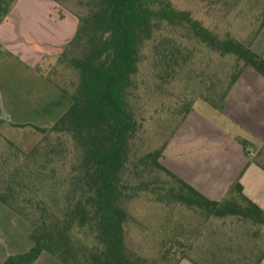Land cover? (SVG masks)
Returning a JSON list of instances; mask_svg holds the SVG:
<instances>
[{
  "label": "trees",
  "instance_id": "1",
  "mask_svg": "<svg viewBox=\"0 0 264 264\" xmlns=\"http://www.w3.org/2000/svg\"><path fill=\"white\" fill-rule=\"evenodd\" d=\"M16 1L0 0V12L7 15ZM53 1L67 9L62 0ZM77 4L81 14L67 9L78 20L77 31L53 68L54 75L61 73L62 84L45 74L44 65L36 68L71 99L70 108L46 127L10 124L41 133L43 141L28 158H41L42 168L56 165L65 175L58 178V170L52 168L50 174L31 171L26 178L16 168L3 179L0 202L33 226L29 236L33 247L9 256L3 264H35L44 252L63 264H179L192 259L191 244L189 252L182 249V256L173 261L176 246L188 249L178 235L160 238L161 252L152 262L130 248V223L135 221L129 203L140 197L182 205L204 218L205 225L213 220L264 227V211L245 196L240 179L225 198L213 201L160 163L194 103L186 106L161 148L152 150L144 141L148 108L191 60L188 41L236 58L237 70L226 90L216 91L212 85L202 98L220 111L245 67L264 77V58L253 51L252 41L230 34L220 39L170 0H77ZM263 27L264 22L258 32ZM4 123L0 120V125ZM238 141L245 154L257 153L252 159L264 170V144L258 150L247 139ZM179 228L183 234L184 227Z\"/></svg>",
  "mask_w": 264,
  "mask_h": 264
},
{
  "label": "crops",
  "instance_id": "2",
  "mask_svg": "<svg viewBox=\"0 0 264 264\" xmlns=\"http://www.w3.org/2000/svg\"><path fill=\"white\" fill-rule=\"evenodd\" d=\"M77 18L53 0H17L0 12V120L45 127L58 121L71 99L36 68L56 58L73 39ZM252 49L264 58V27ZM207 115L196 105L180 124L160 163L206 198L220 201L240 179L244 194L264 211V170L245 154L238 138L264 144V77L245 67L223 110ZM209 221L192 243V259L179 264H264V227ZM33 226L0 202V264L28 252ZM35 264H63L42 253Z\"/></svg>",
  "mask_w": 264,
  "mask_h": 264
},
{
  "label": "rangeland",
  "instance_id": "3",
  "mask_svg": "<svg viewBox=\"0 0 264 264\" xmlns=\"http://www.w3.org/2000/svg\"><path fill=\"white\" fill-rule=\"evenodd\" d=\"M62 1L67 9L81 14L82 10L77 0ZM170 1L177 9L191 12L194 18L200 20L220 39H225L227 34H230L239 41L249 42L264 22V0ZM186 46L191 51V60L180 71L174 82L165 89L163 95L152 102L146 113L144 141L152 150L163 146L177 127L184 109L191 103L196 105L198 112H205L210 116L216 115V109L202 98L209 94L212 85L216 87V91H225L237 70L234 56H222L211 51L204 44H197L194 40L188 41ZM56 58L45 57L43 68L45 74L55 83L62 84L61 73L58 76L53 74V68L57 66ZM41 141L43 135L32 128H15L6 121L0 125V186L3 179L8 177V172L16 168H20V171L26 174V178L31 171L44 174L46 171L50 174L52 168L58 170V178L64 177L65 172L60 167L53 165L45 170L39 165L43 159L28 158L30 151ZM257 147L260 150L263 145L258 144ZM256 155L257 153L254 154L255 157ZM25 181L27 182L28 179ZM129 210L135 222L130 223L128 244L137 255L150 262L159 258L161 247L158 241L165 235L170 238L178 235L182 238L183 244L188 245V249L178 246L173 249L176 253L175 258H172L173 261L182 256V249L184 252H189V246L200 238V230L206 222L200 215L182 205L167 206L147 197H140L129 203ZM179 225L185 229L183 234H180ZM163 227L166 228V233Z\"/></svg>",
  "mask_w": 264,
  "mask_h": 264
}]
</instances>
